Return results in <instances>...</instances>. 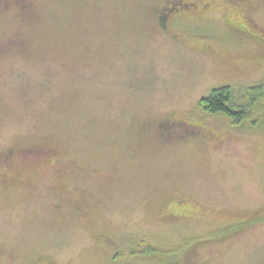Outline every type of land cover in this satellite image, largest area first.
I'll list each match as a JSON object with an SVG mask.
<instances>
[{
	"label": "rangeland",
	"instance_id": "rangeland-1",
	"mask_svg": "<svg viewBox=\"0 0 264 264\" xmlns=\"http://www.w3.org/2000/svg\"><path fill=\"white\" fill-rule=\"evenodd\" d=\"M185 1L0 0V264H264V0Z\"/></svg>",
	"mask_w": 264,
	"mask_h": 264
},
{
	"label": "trees",
	"instance_id": "trees-1",
	"mask_svg": "<svg viewBox=\"0 0 264 264\" xmlns=\"http://www.w3.org/2000/svg\"><path fill=\"white\" fill-rule=\"evenodd\" d=\"M264 97V85L248 88L245 91L246 101L240 102L236 91L231 86L214 88L211 93L201 100L203 109L211 113H223L233 123L248 119L252 105Z\"/></svg>",
	"mask_w": 264,
	"mask_h": 264
},
{
	"label": "flooded vegetation",
	"instance_id": "flooded-vegetation-1",
	"mask_svg": "<svg viewBox=\"0 0 264 264\" xmlns=\"http://www.w3.org/2000/svg\"><path fill=\"white\" fill-rule=\"evenodd\" d=\"M203 4L204 6L202 7L205 8L206 10L210 6L209 1H205ZM195 5H196L195 1L188 2L185 0H165L162 7L156 9V11L158 12L157 18L159 21V25L162 26V29H165L171 22H176L177 19L186 20L190 17L200 16L202 14L201 11L192 10L195 7ZM179 17H183V18H179ZM245 25L240 24V26L243 27L245 31H249V27ZM260 39L262 40V42H264L263 38ZM162 124H161L162 127H164L163 130H167V132L172 128L170 126L172 124L168 121L162 122Z\"/></svg>",
	"mask_w": 264,
	"mask_h": 264
}]
</instances>
